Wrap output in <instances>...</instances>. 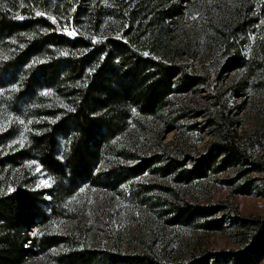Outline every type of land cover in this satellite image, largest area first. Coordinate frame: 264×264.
<instances>
[{
    "label": "trees",
    "instance_id": "trees-1",
    "mask_svg": "<svg viewBox=\"0 0 264 264\" xmlns=\"http://www.w3.org/2000/svg\"><path fill=\"white\" fill-rule=\"evenodd\" d=\"M232 75L235 93L264 94V0H0V89L22 129L19 138L14 125L4 130L0 110V264H264V216L232 208L236 198L264 197V95L250 134L222 92L199 110L176 102ZM203 115L214 137L204 152L171 154L167 131ZM32 162L51 179V214ZM229 171L219 181L225 200H183L185 187ZM126 186L167 227L207 238L229 231L236 247L151 235L131 253L119 231L109 249L93 247L95 191Z\"/></svg>",
    "mask_w": 264,
    "mask_h": 264
},
{
    "label": "rangeland",
    "instance_id": "rangeland-1",
    "mask_svg": "<svg viewBox=\"0 0 264 264\" xmlns=\"http://www.w3.org/2000/svg\"><path fill=\"white\" fill-rule=\"evenodd\" d=\"M194 24L188 22L186 28L192 29ZM73 35V32H69ZM233 75L224 82H215L209 88H200L192 92L188 96H178L177 101L180 105H188L189 108L197 110L205 108L210 102V96L219 92L224 93L225 99L228 100L231 116L238 121L240 132L252 133L258 130L261 122V105L263 102V92L261 90H250L246 88L238 93L234 92L235 83ZM12 88V87H10ZM42 92H44L42 90ZM10 93L0 89V110L2 111L1 125L2 128L8 130L12 125L16 127L13 137L19 138L22 135L21 119L13 118L9 110L5 108V100H11ZM4 110V111H3ZM206 117L203 115L199 119L184 120L181 123H174L172 128L166 133L163 144H169L168 151L177 156L179 150H191L192 156H197L204 152L207 144L214 139L211 131L207 127ZM10 121V122H8ZM163 123L158 122L154 125L155 129H160ZM194 126V127H192ZM196 127V128H195ZM202 129V130H201ZM67 139L61 137L58 145V158L63 160L67 150ZM30 172L34 178L36 190L45 192L43 207L48 214L52 212L51 196L49 190L52 188L50 177L36 163H30ZM235 173L229 171L223 175L211 176L206 180L194 183L192 186L184 188L182 193L183 200L192 203H212L225 200L229 195V189L224 188L220 184V180L227 177H233ZM163 182L161 178H149L148 181ZM131 187H123L117 192H104L96 190L91 202V211L89 214V222L86 228V238L90 244L98 249H109L112 245V236L119 231L124 235V241L127 249L134 253L141 248L139 240L146 242L151 235H158L162 238L176 240L181 244H189L190 246L200 241L207 247L215 250H229L236 246L231 242L228 233L216 235L207 238L199 234V231L193 228H170L164 225L158 212L150 210L145 206L139 210L131 199ZM234 214L238 211L243 216L260 215L264 216V197L253 194L249 197H239L234 199ZM158 208H161L158 206ZM156 208V210H158ZM69 227L70 225H66ZM139 239V240H138ZM38 264H54L46 258L37 261Z\"/></svg>",
    "mask_w": 264,
    "mask_h": 264
}]
</instances>
